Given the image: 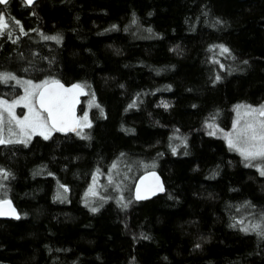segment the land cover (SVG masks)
<instances>
[{"label": "trees", "instance_id": "trees-1", "mask_svg": "<svg viewBox=\"0 0 264 264\" xmlns=\"http://www.w3.org/2000/svg\"><path fill=\"white\" fill-rule=\"evenodd\" d=\"M0 12L12 33L0 35L1 70L86 80L105 113L89 109L87 139L0 147V165L13 173L7 194L27 213L0 219V264H264V236L230 227L264 211V176L204 123L215 116L227 129L234 105L264 100V0H10ZM221 43L230 54L208 47ZM121 152L122 165L156 169L165 192L135 201L134 181L106 185L110 198L93 213L83 202L92 173H105ZM58 182L69 186L66 199H53Z\"/></svg>", "mask_w": 264, "mask_h": 264}, {"label": "snow or ice", "instance_id": "snow-or-ice-1", "mask_svg": "<svg viewBox=\"0 0 264 264\" xmlns=\"http://www.w3.org/2000/svg\"><path fill=\"white\" fill-rule=\"evenodd\" d=\"M23 3L31 5L33 0H23ZM0 4H7V0H0ZM133 16H135L134 13ZM132 23H136L135 18L132 20ZM217 23L223 24L224 21L217 18ZM16 24L20 25V22L17 20ZM110 27L116 28V25L113 24ZM107 30L105 29V31ZM6 31L11 39L12 33L9 23L5 18L4 12H0V35H4ZM19 31L21 35L26 34L22 25H20ZM125 31H127V28H125ZM148 31H152L151 27L148 28ZM41 39L53 40L59 43L63 37L59 33L53 35L41 33ZM208 47L209 49L218 47L220 55H224L225 53L230 54V49L222 43L219 45L210 44ZM44 59L48 58L44 57ZM210 59L218 62L215 57ZM243 63L246 64L247 61H243ZM49 64H52L51 60ZM220 67L223 68L224 65L220 64ZM221 78L217 73L212 82L215 83ZM10 80H14L17 85H20L23 88V93L11 100L0 96V145L22 144L27 146L34 136L38 135L44 140H48L56 132L65 134L74 133L78 137L89 138L85 132V129L90 128L93 124L92 119L89 118V112L83 110L82 115H77L76 111V105L79 103L81 94L87 93L90 95L91 98L88 101L89 107L95 105L99 109L100 115H105L103 107L96 101L95 93L90 90L89 83L86 80L65 83L55 75L45 76L39 80H32L17 76L10 71H0V83L8 84ZM120 87L123 88L124 85L121 84ZM168 87H171V85ZM162 103L165 108L169 106L167 102ZM17 105H23L24 109H26L23 115H17L15 111ZM136 106V102L133 100L128 107ZM233 108L236 115L232 120V127L228 130L221 128L219 124L215 123V116H211L204 121L207 128L211 129L208 135L223 134V139L228 148L238 152L242 157V162L257 168L260 175L264 176V103L255 106L239 103L234 105ZM127 110L126 108L125 111ZM127 131H134V129H127ZM176 131L178 132L179 129ZM173 135L175 136V133ZM176 138L179 139L181 144L187 145L185 137L177 136ZM169 146L173 154H175L176 147L171 144ZM124 156L125 153L121 152L108 168V184L114 186L117 190H121L123 185V179H117L120 176L121 168H130V165L121 164V158ZM140 164L145 168L148 167L143 161ZM40 174L39 170L33 173V175ZM47 174L54 175L51 172ZM215 174L217 173H213V175ZM98 175H100L99 167L93 171L92 182L84 193L85 199L83 202L93 213L97 212L102 203L110 198L106 194H101L100 189L103 186L99 184ZM12 176L13 173L10 170L0 165V190H3V196L0 197V216H13L19 219L21 215L26 216L27 213L17 211L7 194L8 185L4 183V181ZM68 191L69 186L67 184H59L58 182V189L53 199H66ZM163 191L164 186L157 173L155 171H145L135 183L134 198L141 200ZM117 202L122 208H127L131 201H126L123 195H121ZM244 204L249 205L251 208L256 207L247 200L244 201ZM246 214L252 215L250 212ZM230 227H240L244 232H256L258 235L264 236V211L260 212L258 219H253L248 224L244 223L243 217H235L234 223ZM148 238L147 236L145 237V239ZM200 246V244L194 245L195 248H199Z\"/></svg>", "mask_w": 264, "mask_h": 264}, {"label": "rangeland", "instance_id": "rangeland-1", "mask_svg": "<svg viewBox=\"0 0 264 264\" xmlns=\"http://www.w3.org/2000/svg\"><path fill=\"white\" fill-rule=\"evenodd\" d=\"M24 78L25 79H31L30 77H24ZM10 81H12V84L16 85V87H11V88H9V90H5L3 92L2 91L0 92V96H3L5 99H8V100L14 99L15 97H17V96H19V95H21L23 93V88L20 85H17L14 80H10ZM9 84H10V82H9ZM90 98L91 97H87V98H85L83 100V102L81 104V109H80V112H79L80 115H82L83 114V110H87L89 112V118H90V111H89V109L92 107V106L89 107V105H88V101H89ZM261 103H264V100L261 101L258 104H255V105H259ZM255 105H253V106H255ZM15 111H16L17 115H23V112L26 111V109H24L23 105H17ZM235 115H236V113H235V110H234L233 111V118H232V120L235 118ZM231 127H232V121H231L230 126L227 129H225V130L230 129ZM220 135L223 138V134H220ZM236 153L239 155L238 152H236ZM129 165H130V168H127V169H124L123 171H120L121 178L123 179V185H122V187H124V188H128L129 185H131L133 181L135 183L136 179L139 176L138 174L141 173L142 171H145L143 167L140 168L138 165L135 164V162H131ZM107 175H108V169L106 170L105 173H103V174L100 173V175H98L97 179H98L100 185H102V186L109 185L108 184ZM91 182H92V179H91L90 183ZM109 186H112V185H109ZM1 196H3V194H0V197Z\"/></svg>", "mask_w": 264, "mask_h": 264}, {"label": "water", "instance_id": "water-1", "mask_svg": "<svg viewBox=\"0 0 264 264\" xmlns=\"http://www.w3.org/2000/svg\"><path fill=\"white\" fill-rule=\"evenodd\" d=\"M7 1H8V0H7ZM36 1H38V0H33V3H32V4H34ZM32 4H31V5H32ZM31 5H27V6H31ZM87 95H88V94L85 93V94H81V96L79 97V103L76 105L77 115H79L82 101H83V99H84ZM63 134H65V133H63ZM67 134H74V133H67ZM147 171H155V172L157 173V175L160 177V180H161V182H162V184H163V186H164V191H163V192H157V193H155L154 195L149 196V197H147V198H145V199L136 200V199L134 198V188H135V183L139 180V177H140L141 175L144 174V172H143L142 174H140V175L138 176V178L136 179V181H135V183H134V186H133V198H134L135 201H145V200H149V199H152V198H154V197H156V196H158V195H161V194H163V193L165 192V184H164V181H163V178H162L161 174H160L156 169H150V170H147ZM12 202H13V201H12ZM13 205L16 207V205L14 204V202H13ZM16 209H17V207H16ZM17 211H18V209H17ZM19 218H20V217H19ZM0 219H7V220H9V219H17V218H15V217H13V216H0Z\"/></svg>", "mask_w": 264, "mask_h": 264}, {"label": "flooded vegetation", "instance_id": "flooded-vegetation-1", "mask_svg": "<svg viewBox=\"0 0 264 264\" xmlns=\"http://www.w3.org/2000/svg\"><path fill=\"white\" fill-rule=\"evenodd\" d=\"M23 1V0H22ZM10 2V0H8L7 1V4ZM0 5H6V4H0ZM26 5V4H25ZM33 5V4H32ZM31 5V6H32ZM27 6V5H26ZM0 71H5V69H0ZM10 72H13V73H15L14 71H10ZM16 74V73H15ZM17 75V74H16ZM17 76H19V75H17ZM21 77V76H20ZM9 84V83H8ZM8 84H7V86H8ZM0 85H1V83H0ZM5 85V84H4ZM10 85L11 86H8V87H4V86H0V92L2 91H5V90H9V88H11V87H16V85H14V84H12V81H10ZM81 109V108H80ZM79 115H80V113H79ZM54 135H58V136H66V134H63V133H59V132H56V133H53V136ZM53 136L50 138V139H52L53 138ZM36 137H38V136H35V137H33L32 139H34V138H36ZM39 139H43L42 137H38ZM9 145H11V144H9ZM5 145H0V147H4Z\"/></svg>", "mask_w": 264, "mask_h": 264}, {"label": "bare ground", "instance_id": "bare-ground-1", "mask_svg": "<svg viewBox=\"0 0 264 264\" xmlns=\"http://www.w3.org/2000/svg\"><path fill=\"white\" fill-rule=\"evenodd\" d=\"M133 189V188H132Z\"/></svg>", "mask_w": 264, "mask_h": 264}]
</instances>
